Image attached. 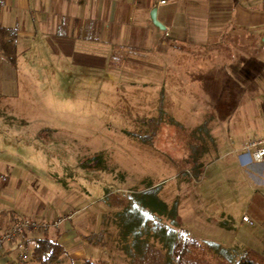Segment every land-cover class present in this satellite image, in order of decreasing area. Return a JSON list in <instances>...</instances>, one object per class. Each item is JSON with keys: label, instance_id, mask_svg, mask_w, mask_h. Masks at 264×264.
Wrapping results in <instances>:
<instances>
[{"label": "rangeland", "instance_id": "1", "mask_svg": "<svg viewBox=\"0 0 264 264\" xmlns=\"http://www.w3.org/2000/svg\"><path fill=\"white\" fill-rule=\"evenodd\" d=\"M185 46L207 57L201 46ZM250 54L237 51L214 74L193 73L217 65L201 56L182 65L184 74L167 75L163 66L177 64L179 52L168 60L118 47L108 66L76 59L75 69H67L45 58L32 73H15L14 89L0 83V125L7 127L0 171L35 202L33 216H24L48 220L64 209L77 212L60 226L12 242L17 253H32L30 234L68 232L70 254L50 264H129L117 245L114 214L128 193L149 183L167 203L178 200L182 221L193 225L196 237L202 235L196 226L222 211L250 212L264 226V187L251 188L259 177L233 151L264 134V86ZM210 232L212 240L221 238ZM37 263L31 256L25 264Z\"/></svg>", "mask_w": 264, "mask_h": 264}, {"label": "crops", "instance_id": "2", "mask_svg": "<svg viewBox=\"0 0 264 264\" xmlns=\"http://www.w3.org/2000/svg\"><path fill=\"white\" fill-rule=\"evenodd\" d=\"M161 1L0 0V25L17 32L16 65L7 59L0 37L2 87L4 85L8 89H14L17 84L14 74L22 72V69L26 74L32 73V68L38 69L35 66L43 67L45 58L54 59L55 66L66 64L67 67L62 68L67 69H75L76 59H81L84 66L90 63L100 67L108 66L113 63L111 59H115L118 47H124L130 54H145L150 50L168 60L173 53L179 52L178 63L163 66V71L167 75L184 74L186 71L182 70V65L190 59L197 60L203 54L188 52L187 49H173L169 44L170 39L185 45L195 43L204 50L207 45L214 46L205 51L206 58L202 57L217 64L215 69L194 70L193 73L198 75L214 74L217 69L230 63L232 52L227 43L236 44L237 51L243 49L250 52L249 58L252 57L260 64V68L254 72L259 74L260 83L264 86V0ZM153 8H157V19L165 29L153 22ZM216 58L221 59L220 62ZM245 70L250 72L248 68ZM12 89L7 91L9 95H12ZM5 129L6 126L0 125V137L1 130ZM239 158L245 168L259 177L251 188L260 191L264 187V162L253 163L245 154H239ZM0 173L3 175L0 176V229H5L20 215L24 216L28 211L30 215L35 213L36 204L24 196L17 185L11 184L13 176L4 171ZM241 215L222 211L212 221L205 219L196 226L198 234H202L197 237L212 239L206 236L212 230L221 235L216 241L227 246L240 244L264 253L263 224L250 212ZM244 215L249 216L253 224L243 221ZM191 227L193 225L186 226L193 233ZM68 235L66 232L59 237V242L65 247ZM29 237H33L29 242L33 250L34 235L30 234ZM11 243L5 246L4 253L0 256V260L6 261L5 264L15 260L20 250L14 249L15 244ZM66 249V255L70 254L69 248Z\"/></svg>", "mask_w": 264, "mask_h": 264}, {"label": "trees", "instance_id": "3", "mask_svg": "<svg viewBox=\"0 0 264 264\" xmlns=\"http://www.w3.org/2000/svg\"><path fill=\"white\" fill-rule=\"evenodd\" d=\"M0 37L7 59L16 65V30L0 25ZM169 44L180 50L187 49L185 44L174 39H170ZM227 44L231 47V59H235L237 45ZM213 47L207 45L204 51ZM0 176L3 175L0 173ZM159 188L149 183L143 189L128 193L126 204L114 214L117 245L127 255L129 264H264V253L248 246H227L194 236L182 221L178 200L167 203L161 198ZM34 242L32 257L40 264L59 261L67 254L59 237L47 232L35 237ZM84 264L117 263L86 259Z\"/></svg>", "mask_w": 264, "mask_h": 264}, {"label": "built area", "instance_id": "4", "mask_svg": "<svg viewBox=\"0 0 264 264\" xmlns=\"http://www.w3.org/2000/svg\"><path fill=\"white\" fill-rule=\"evenodd\" d=\"M161 2H165L162 0ZM234 152L238 154L248 155L253 163L264 162V134L247 139L239 147H236ZM77 212L64 209L61 214L52 217L51 219H35L34 217L19 216L14 222L5 229H0V256L4 253V248L8 243L19 240L30 231H46L51 227L60 226L66 221L75 218ZM243 221L253 224L249 216L244 215ZM32 253L28 249H24L15 260L9 264H25L30 259Z\"/></svg>", "mask_w": 264, "mask_h": 264}, {"label": "water", "instance_id": "5", "mask_svg": "<svg viewBox=\"0 0 264 264\" xmlns=\"http://www.w3.org/2000/svg\"><path fill=\"white\" fill-rule=\"evenodd\" d=\"M151 18H152L153 22H154L156 25H158L160 28H162V29H165V28H166V27H165L163 24H161V23L159 22V20L157 19V8H153V9H152V11H151Z\"/></svg>", "mask_w": 264, "mask_h": 264}]
</instances>
